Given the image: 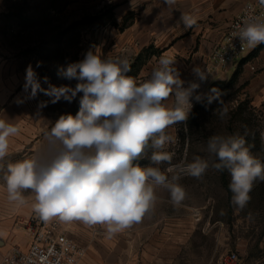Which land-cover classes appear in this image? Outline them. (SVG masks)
<instances>
[{
	"label": "clouds",
	"instance_id": "1",
	"mask_svg": "<svg viewBox=\"0 0 264 264\" xmlns=\"http://www.w3.org/2000/svg\"><path fill=\"white\" fill-rule=\"evenodd\" d=\"M164 3L171 7L177 0ZM259 4L264 6V0ZM180 20L186 29L197 23L192 15L182 14ZM237 38L250 47L264 43V19H245ZM176 64L174 57L161 56L150 77L138 83L127 75V59H102L89 50L82 61L58 69L63 78L77 81L74 87L56 86L44 77L47 88L29 64L23 85L26 99H35L38 93L50 98L40 101L38 109L61 100L72 103L82 95L75 116L60 115L30 158L7 165L2 179L9 203L23 207L29 203L24 193L31 192V208L41 221L101 225L111 238L154 211L157 189L169 193L173 206H181L187 198L182 178L199 179L211 167L230 174L231 204L244 210L255 183L264 182V163L245 146L242 136L209 137L211 162L196 156L192 162L174 164V153L164 150L176 143L167 130L189 120L194 102L206 110L217 103L221 119L228 114L221 89L213 86L202 90L210 83L206 68L194 65L192 79L185 81ZM41 65L38 61L36 67ZM170 98H174L171 105L166 103ZM20 132L18 124L0 118V161L10 155V139ZM148 150L150 164L136 163ZM161 164L167 165L163 171Z\"/></svg>",
	"mask_w": 264,
	"mask_h": 264
},
{
	"label": "rangeland",
	"instance_id": "2",
	"mask_svg": "<svg viewBox=\"0 0 264 264\" xmlns=\"http://www.w3.org/2000/svg\"><path fill=\"white\" fill-rule=\"evenodd\" d=\"M112 0H0V63H3V78L13 70L17 72L20 98L19 108L29 112L36 125L32 144L24 151L13 154L0 168L2 177L9 163L30 158L44 143V134L62 114L79 110V96L72 103L61 100L56 104L38 109L40 101L49 97L38 93L35 99H26L23 90L26 68L32 65L42 87L47 88L44 77L50 84L75 86L77 81L67 80L58 74V69L82 61L92 50L102 59H127L132 76L139 83L150 77L164 54L155 52V47L140 46L124 35L126 23L134 17H114ZM130 41V42H129ZM261 51V50H260ZM259 51V52H260ZM155 53V54H153ZM168 55V54H167ZM212 55L205 66L210 73V83L203 85L207 91L218 77L227 81L221 89L222 100L228 109L223 119L219 116V105L213 103L207 110L194 102L192 115L186 123H178L167 131L176 138V143L164 150L174 153L173 163L192 162L199 156L210 162L214 157L207 151V142L213 135L242 136L251 153L264 163V65L254 59L250 66H230L215 69ZM169 56V55H168ZM258 56V54H257ZM187 60V58H185ZM42 62L37 68V62ZM181 78L191 80V70L177 62ZM237 71V75L235 72ZM15 84V83H14ZM174 98L166 101L171 105ZM215 110V112H214ZM260 140L259 148L247 138ZM148 150L139 161L141 166L150 164ZM156 166V165H152ZM161 170L166 164L159 165ZM224 174L226 178L224 179ZM187 192L181 206L175 207L169 193L157 189L159 197L154 211L146 215L147 222L162 216V222L183 219L194 223L195 258L211 257L217 260L222 254L233 250L240 255L242 264H264V182L257 181L247 207L240 211L231 204L230 174L213 168L199 179L184 177L180 181Z\"/></svg>",
	"mask_w": 264,
	"mask_h": 264
},
{
	"label": "crops",
	"instance_id": "3",
	"mask_svg": "<svg viewBox=\"0 0 264 264\" xmlns=\"http://www.w3.org/2000/svg\"><path fill=\"white\" fill-rule=\"evenodd\" d=\"M250 0H177L167 6L164 0H112L114 17H134L125 27L124 35L140 46L153 45L161 54L174 57L187 69L194 65L205 68L208 58L219 44L231 20ZM182 14L196 17L192 28H185ZM129 41V42H130ZM187 58V60H185ZM264 65V48L255 58ZM0 63V118L18 124L21 132L10 139V155L0 161V168L13 154L32 144L36 125L26 110L19 108L17 72L3 78ZM15 83V84H14ZM29 203L15 207L7 200L6 188L0 173V264L3 255L15 244L26 247L31 241L29 228L40 220L31 208L34 194L25 192ZM70 236L87 249L80 264H211L209 256L195 258L194 223L183 219L162 222L159 216L152 222L147 217L131 228L108 237L106 227L86 226L82 222L63 223Z\"/></svg>",
	"mask_w": 264,
	"mask_h": 264
},
{
	"label": "built area",
	"instance_id": "4",
	"mask_svg": "<svg viewBox=\"0 0 264 264\" xmlns=\"http://www.w3.org/2000/svg\"><path fill=\"white\" fill-rule=\"evenodd\" d=\"M249 17L264 19V6L259 0H250L243 4L240 12L231 20L223 40L216 45L212 60L215 69L225 71L235 65L250 66L256 57L249 55L260 45L250 47L237 38L243 21ZM31 241L26 247L13 245L2 257L1 264H80L87 253L84 245L69 235L62 222L52 220L45 223L37 220L30 228ZM211 264H242L237 251L230 250Z\"/></svg>",
	"mask_w": 264,
	"mask_h": 264
},
{
	"label": "trees",
	"instance_id": "5",
	"mask_svg": "<svg viewBox=\"0 0 264 264\" xmlns=\"http://www.w3.org/2000/svg\"><path fill=\"white\" fill-rule=\"evenodd\" d=\"M127 17H129V16H127ZM130 23H132V22H130ZM130 23H126V25H125V23H124V26L127 27ZM150 47H153V46H150ZM262 48H264V43L260 44V45L255 49V51H253V53H251V54L249 55V58L256 57L257 54L259 53V51H260ZM160 51H161V50L155 49V52H158V53H159ZM153 54H155V53H153ZM235 75H237V71L235 72ZM247 140H248L249 143H252L253 146H254L255 148H259V147H260L261 142H260V140H257V138H256L255 136L249 137V138H247ZM225 178H226V175L224 174V179H225ZM226 187H227V189H229V187H228L227 185H226Z\"/></svg>",
	"mask_w": 264,
	"mask_h": 264
},
{
	"label": "water",
	"instance_id": "6",
	"mask_svg": "<svg viewBox=\"0 0 264 264\" xmlns=\"http://www.w3.org/2000/svg\"><path fill=\"white\" fill-rule=\"evenodd\" d=\"M226 81H227L226 78L218 77L217 79L212 81V83L210 84L209 88L215 86V87H218L220 89V88H222L224 86Z\"/></svg>",
	"mask_w": 264,
	"mask_h": 264
}]
</instances>
